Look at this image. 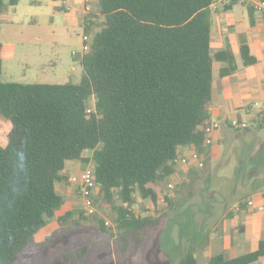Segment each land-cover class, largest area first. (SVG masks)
<instances>
[{
    "label": "trees",
    "instance_id": "1",
    "mask_svg": "<svg viewBox=\"0 0 264 264\" xmlns=\"http://www.w3.org/2000/svg\"><path fill=\"white\" fill-rule=\"evenodd\" d=\"M92 1L96 14L87 19L85 36L94 31L88 52L73 55L82 68L79 82L2 81L0 58V115L11 125L7 145L0 148V264H15L50 222L63 225L74 217V211L56 217L65 202L57 187L67 181V162L85 165V153L93 152L94 204L111 207L121 244L139 251L168 218L156 208L163 185L181 178L184 167L175 159L185 148L202 159L208 154L203 128L211 123L213 62L224 64L220 77L236 71L228 47L210 51L214 0ZM7 3L0 0V14L16 0ZM239 55L244 67L256 64L246 45L239 46ZM253 124L244 130L227 125V140L242 146L246 136L264 131V117ZM245 156L249 165L257 155ZM256 165L259 175L253 171L245 181L258 178L261 185L264 162ZM136 196L155 213L135 215ZM77 215L90 219L82 211ZM92 218L105 233L104 222ZM197 252L189 248L176 264H198ZM261 259L264 242L255 252L229 260L218 255L209 264Z\"/></svg>",
    "mask_w": 264,
    "mask_h": 264
},
{
    "label": "rangeland",
    "instance_id": "2",
    "mask_svg": "<svg viewBox=\"0 0 264 264\" xmlns=\"http://www.w3.org/2000/svg\"><path fill=\"white\" fill-rule=\"evenodd\" d=\"M18 32L22 36L18 39H14L16 36L9 32L0 36V42L16 40L19 43L14 57L5 54L3 58L2 81L46 85L80 81L82 68L73 56L83 54V36L79 27L70 29L56 23L53 28L45 20L36 27L20 26ZM89 34L90 43L94 33ZM36 36H40L41 41L33 43L32 39ZM10 128V122L0 115V148L6 147ZM218 146L214 155L218 158L217 162L211 163V154L206 155L201 169L186 166L181 178L176 177L163 185L156 211L167 213L168 218L150 234L141 250L135 251L132 246L121 244L113 223L116 215L110 206L94 204V216L104 225L108 224L105 225V233L100 231L96 219L79 220L77 214L82 207L77 199L72 205L74 217L63 225L50 222L35 236L15 264H176L189 248L197 249V242L203 245L208 239L210 223L216 220L214 215L218 214L208 213L205 207L221 209L228 195L245 196L260 186L258 178L255 181L245 179H250L253 171L259 175L260 168L253 164L264 162L263 130L252 137L246 136L242 146L239 141L227 138L222 139ZM250 152L257 156L252 158L253 164L247 165L244 158ZM85 156L89 163H81L82 166L92 167L93 152L85 153ZM65 185H59L58 192L62 194ZM165 198L169 199L171 206ZM132 211L135 215H153L155 208L136 196ZM220 224L224 230L226 217ZM69 254L72 256L67 259Z\"/></svg>",
    "mask_w": 264,
    "mask_h": 264
},
{
    "label": "crops",
    "instance_id": "3",
    "mask_svg": "<svg viewBox=\"0 0 264 264\" xmlns=\"http://www.w3.org/2000/svg\"><path fill=\"white\" fill-rule=\"evenodd\" d=\"M4 2L8 4V0ZM209 11L211 54L228 47L236 66L234 73L220 77L218 72L224 64L213 62L211 101L207 114L211 122L220 123V129L213 133V146L211 144V148L210 146L203 148L208 151L207 156L211 154V163H214L218 160L214 157L218 152V145L231 132L227 128V123L231 121L250 123L248 125L250 127L255 125L253 123H257L259 118L264 117L262 113L264 108V10L256 12L237 1L225 5V0H214ZM92 13L96 14L92 0H16L14 6H8L6 11L0 14V36L9 32L16 36L14 39H18L21 36L18 32L20 26L36 27L45 20L53 28L56 23L70 29L79 27L84 36L88 27V15ZM250 21L253 25H250ZM38 41H41L40 36L32 39L33 43ZM18 45L16 40L0 42L1 61L5 54L14 57ZM240 45L247 46L251 56L256 60L255 65L249 67L242 65L239 55ZM181 152L185 153L186 149ZM189 166L195 169L193 165ZM83 168L81 162H67L64 173L68 178L78 174ZM182 170L184 171V168ZM260 181L261 190L241 197L235 196L226 202L225 198H231L228 195L224 198L223 204L225 205L221 209L215 206L205 207L208 213L218 215H214L216 220L210 223L211 230L205 243L195 244L199 250L197 252L198 264H209L210 259L218 255L227 260L234 259L255 252L259 243L264 242V210H261L264 206L262 198L264 177ZM65 184L63 187L65 202L56 213V217L72 211V205L77 200L74 187L67 181ZM250 202L251 205H248ZM224 217H226V225L223 230L220 222ZM253 264H264V259Z\"/></svg>",
    "mask_w": 264,
    "mask_h": 264
},
{
    "label": "built area",
    "instance_id": "4",
    "mask_svg": "<svg viewBox=\"0 0 264 264\" xmlns=\"http://www.w3.org/2000/svg\"><path fill=\"white\" fill-rule=\"evenodd\" d=\"M232 1H237L239 4L247 5L250 9L261 12L264 10L263 0H225V5H228ZM89 37L83 36V54L88 52L89 49ZM89 113V111H87ZM264 113V108L262 110ZM234 130H244L248 127L246 123H240L237 121H231L227 123ZM220 129V123L211 122L203 128V133L205 135V140L203 147H208L212 144L213 133ZM186 152L181 154L177 159H175V165L178 166H189L193 165L196 169H201L203 164L202 157L197 153L192 151L190 148H185ZM67 182L74 187L77 199L81 205V209L85 216L92 217L96 214V209L93 201V195L95 191V184L93 180V171L91 166H85L82 171L78 174L71 175L67 178ZM171 188V186H170ZM264 200V194H263ZM251 205V202L248 203ZM264 210V206L261 207ZM107 226L108 224L105 223Z\"/></svg>",
    "mask_w": 264,
    "mask_h": 264
}]
</instances>
